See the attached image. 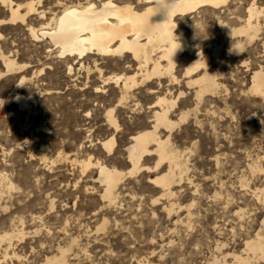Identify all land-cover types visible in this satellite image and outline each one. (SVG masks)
<instances>
[{
  "label": "rangeland",
  "instance_id": "1",
  "mask_svg": "<svg viewBox=\"0 0 264 264\" xmlns=\"http://www.w3.org/2000/svg\"><path fill=\"white\" fill-rule=\"evenodd\" d=\"M251 1L227 0L218 9L204 7L177 19L189 45L175 68L183 83L185 67L200 49L210 53L208 46L218 43L222 50L210 62L219 74L216 94L199 103L194 89L183 86L187 94L174 119L183 109L190 116L172 140L188 168L171 196L150 181L160 170L127 173L129 124L149 121L152 100L140 98L144 112L116 109L122 131L114 153L100 143L114 133L107 110L120 95L115 83L103 79L133 73L129 60L96 56L82 65L49 53L44 42L31 40L25 25H0V50L27 66L0 79V233H24L14 237L3 264H42L60 247L72 249V264H238L234 255L264 264L246 250L247 240L264 235V97L250 90L254 71L264 67V24L241 55L231 50L240 38L233 29L243 24ZM1 6L0 20L9 16ZM17 95L27 98L24 107ZM42 144L49 146L45 156ZM89 159L93 164L84 170ZM155 160L146 163L154 166ZM97 162L127 173L113 205L101 197Z\"/></svg>",
  "mask_w": 264,
  "mask_h": 264
},
{
  "label": "bare ground",
  "instance_id": "2",
  "mask_svg": "<svg viewBox=\"0 0 264 264\" xmlns=\"http://www.w3.org/2000/svg\"><path fill=\"white\" fill-rule=\"evenodd\" d=\"M0 3L3 8L9 9V16L1 19L0 25H25L31 40L44 42L49 53L56 57L73 59L75 62H82V65L84 60L96 56L129 60L127 66L135 67L133 73L114 74L103 79L106 85L115 83L120 89V95L117 104L107 110L108 121L115 129L114 133L103 141L101 139L100 143L107 153L114 151L117 143L116 133L122 131L115 113L118 107L128 108L135 113L138 110L141 112L144 104L140 103V98L152 100L148 106L149 121L145 119L129 124L130 138L125 147L126 152L124 151L127 153V162L131 165L127 173L133 175L160 170L162 173L150 178V181L162 190L163 196L173 195L174 187L184 180L188 166L184 161V154L174 145L172 135L176 127L187 121L190 110H181L178 120L174 119V112L182 106L180 103H184L183 98L187 94V90L183 89L184 84L187 88L194 89L199 103L205 96L217 93L220 89L219 74L211 71L210 62H213L212 59H218L221 53L218 43L208 44L210 53L200 49L197 57L186 65L185 77L188 79L183 83L176 75L175 68L187 53L189 45L186 33L179 27L177 19L204 7L218 9L228 3L227 0H176V7L168 19L166 11L156 13L155 0H53L48 6V3L46 4L47 7L44 6V0H0ZM245 14L243 24L236 29L232 28L233 35L238 34L240 38L231 50L240 55L259 36L264 24V0H252ZM2 37L0 32V38ZM0 61L5 67V70L0 72V79L27 67L19 66L16 59L1 50ZM71 64L69 70L73 69ZM253 74L250 90L264 97V67L257 69ZM25 80L26 77L23 76L20 84ZM166 82L168 84L165 88ZM176 86L180 87L177 92L174 91ZM102 91L100 87L96 90L97 93ZM16 100L22 107L27 104V98L23 95H17ZM194 113L197 116V112ZM39 130L46 134L51 131L46 126ZM48 150L49 146L42 144L43 156ZM153 156H156L155 165H148L146 162ZM91 160L83 163L84 170L93 164ZM95 165L99 170L96 181H100L104 186L101 197L104 202L113 205L127 173L116 166L110 167L101 162ZM166 166L167 169L164 170ZM7 182L6 184H9ZM172 209L173 207L169 211ZM105 223L97 229H103ZM262 224L264 226V219ZM21 235L24 233H0V264L9 257L14 237ZM71 250L60 247L57 253L47 255L42 264H72L69 256ZM246 250L264 258V235L258 232L254 238L247 240ZM14 254L17 255L16 252ZM234 256L238 264L249 263V257Z\"/></svg>",
  "mask_w": 264,
  "mask_h": 264
},
{
  "label": "clouds",
  "instance_id": "3",
  "mask_svg": "<svg viewBox=\"0 0 264 264\" xmlns=\"http://www.w3.org/2000/svg\"><path fill=\"white\" fill-rule=\"evenodd\" d=\"M155 7L156 13L166 11L168 19L169 15L176 7V0H155Z\"/></svg>",
  "mask_w": 264,
  "mask_h": 264
}]
</instances>
